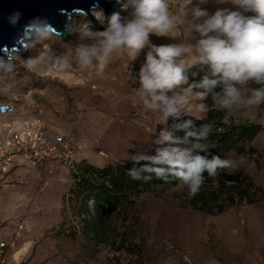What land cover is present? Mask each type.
Returning a JSON list of instances; mask_svg holds the SVG:
<instances>
[{
	"label": "rangeland",
	"instance_id": "rangeland-1",
	"mask_svg": "<svg viewBox=\"0 0 264 264\" xmlns=\"http://www.w3.org/2000/svg\"><path fill=\"white\" fill-rule=\"evenodd\" d=\"M169 3L175 15H183L184 9L178 0H169ZM197 3L199 0H192L188 7ZM112 6L115 13L119 5ZM201 6L214 12L229 5L207 0ZM89 13L94 20L92 10ZM119 13L126 14L122 10ZM74 15H78L73 16L75 21L86 22L93 30L107 26L106 20L103 26H95L89 15ZM50 34L48 39L33 42L19 54L15 72L8 80L0 81V98L16 96L22 104L34 94L51 116L61 123H69V132H88L92 141L84 151L86 161L94 167L99 166L98 162L100 167L127 163L141 151L150 150L152 133L163 127L160 125L163 117L159 112L145 110L135 95L139 86L137 73L147 49L133 61L125 53L117 52L104 72L97 74L95 69L81 68L75 61L73 48L78 42L75 34L67 32L60 38L53 32ZM193 37L198 39L190 32L189 17L168 37L150 35V41L156 45L194 44ZM28 39L32 40V34L25 42ZM41 56L45 59L37 70L30 71L24 66L27 59ZM61 56L69 59L70 67L61 68L56 64V58ZM204 68L209 72L207 67L201 66L189 69V83L198 82L206 75ZM253 87L256 85L242 88V93L247 95ZM204 103L211 106V97ZM196 116L205 117V113L193 111L191 117ZM225 116L216 133L230 130L232 138V128L238 126L257 124L260 129L245 146L248 154L249 148L257 152L248 158H232L252 182L250 189L240 185L243 192L234 193L231 198L227 187L205 181L198 192L207 199L212 190L221 191L220 212L207 213L192 206L193 196L178 181L175 185L158 184L144 190L129 188L116 192L119 200L116 208L99 216L94 207L97 201L92 199L97 190L85 191L90 198L85 201L87 208L83 207L80 195L77 197L73 189L77 187L72 172L64 166L49 170L48 164L46 169L40 168L42 164L19 168L17 172L22 181L15 186L20 191L16 195L5 193L3 196L7 198L0 201V210L5 213L9 204L27 195L22 210L29 217V232L16 243L15 249L27 246L19 263L264 264V108H250L237 102ZM0 131L4 133L5 129L0 127ZM241 144L235 140L219 157L228 159L235 145ZM43 182L46 184L42 185ZM196 204L204 208L202 202ZM3 218L1 214L0 224ZM10 253L11 250L8 255Z\"/></svg>",
	"mask_w": 264,
	"mask_h": 264
},
{
	"label": "clouds",
	"instance_id": "clouds-1",
	"mask_svg": "<svg viewBox=\"0 0 264 264\" xmlns=\"http://www.w3.org/2000/svg\"><path fill=\"white\" fill-rule=\"evenodd\" d=\"M178 2L184 9L182 16L173 13L169 0H122L121 8L126 14L113 13L103 30L72 21L65 31L77 37L75 61L81 68L95 69L97 74L104 72L115 53L123 52L133 61L147 49L137 73L139 86L135 95L145 110L162 115L163 127L152 133L153 147L133 158L132 163L138 167L129 169L128 174L133 180L148 181L153 175L166 182L172 178L195 196L205 173L215 177L218 170L233 168L235 163L211 154L205 142L215 125L205 122L197 126L195 121L204 117L189 118L192 112H227L237 102L264 108V0H218L229 6L214 12L201 6L207 0H199L192 7H188L192 0ZM92 14L103 22V13L96 6ZM189 17L190 32L198 36L193 37L194 44L151 43L150 35L168 37ZM18 21L19 13H12L9 22L14 26ZM49 26L46 18L30 21L26 28L31 29V42L48 39ZM44 59L29 58L24 66L35 71ZM56 64L70 67L64 56L57 57ZM196 66L207 67L209 72L198 82L189 83V69ZM15 68V57L0 58V81L8 80ZM250 84L256 87L244 95L242 88ZM209 97L211 106L204 103ZM227 119L226 115L225 122Z\"/></svg>",
	"mask_w": 264,
	"mask_h": 264
},
{
	"label": "trees",
	"instance_id": "trees-1",
	"mask_svg": "<svg viewBox=\"0 0 264 264\" xmlns=\"http://www.w3.org/2000/svg\"><path fill=\"white\" fill-rule=\"evenodd\" d=\"M205 70L206 68H204V71ZM205 74H208V72L205 71ZM225 114V111L210 110L205 113V117L203 120L195 121L197 126L205 122H213L215 125L213 133L205 142L211 154L219 156L221 151L226 150L229 147L230 143H235V140L236 142H241L242 144L238 147L235 145L234 151H232V154L230 156L228 155V159L232 160V158L237 159L239 157L248 158L250 154L252 155L256 153V149L249 148L251 152H249L250 154H248L245 146L259 132L260 127L257 124H250L249 126L243 125L238 126L237 128H232V138H230V133H228V131L230 130H225L222 133H216V129L223 124L222 119ZM189 118L192 117L190 116ZM170 124L171 121H169V125ZM203 154L207 155L208 153L205 152ZM133 167H138V165H134L132 161L127 163L105 164V166L103 167H94L92 164H89L86 159H80L75 164L74 172H72L71 174L72 179L74 180V184L77 187L73 188L75 189L74 192L77 197H79L80 195V201L83 203V207L87 208L85 201L87 200V198H90V194L89 192L85 194V191H91V189L97 190L95 194H93L92 199L94 201H97L94 207L96 209V212H99L98 215L101 216L116 208V203L119 201L116 192H121L124 189L129 188H133L134 190L137 188H142L144 190L151 185H175L178 182L177 180L172 178H169V180L166 182L162 179L156 178L154 175L152 179L148 181L133 180L128 174V170ZM204 176V183L205 181H212L217 184V186L227 187L229 193L228 196L231 198L233 197L234 193L241 194L243 192L240 189V185H244L249 189L252 186V182L244 174V171L236 165L233 168L218 170V174L215 177H209L207 173H205ZM98 183L101 184L99 185ZM212 191L213 192L208 194V200L203 194L197 193L192 197V206H196L197 209L205 210V212L207 213L220 212L222 208L221 204L218 203V200L220 199L221 191L215 189ZM198 202H202V204L204 205L203 209L201 206H197L196 203Z\"/></svg>",
	"mask_w": 264,
	"mask_h": 264
},
{
	"label": "built area",
	"instance_id": "built-area-1",
	"mask_svg": "<svg viewBox=\"0 0 264 264\" xmlns=\"http://www.w3.org/2000/svg\"><path fill=\"white\" fill-rule=\"evenodd\" d=\"M18 102L16 96L0 98V109H2L0 120L4 121L14 115ZM41 119L42 117L37 115L31 121L22 122L18 128H12L10 123L3 124L9 130V134L0 140V190L10 170L18 165L35 167L47 163L48 170L56 166H64L74 172L75 164L80 159H87L82 146L76 140L75 135L79 132L65 135L42 128ZM40 189L41 187H38L37 191ZM26 198L27 195L23 194L18 200L9 204L1 220L4 224H0V264H10L9 251H12L24 233L29 232V217L27 212L22 210Z\"/></svg>",
	"mask_w": 264,
	"mask_h": 264
},
{
	"label": "water",
	"instance_id": "water-1",
	"mask_svg": "<svg viewBox=\"0 0 264 264\" xmlns=\"http://www.w3.org/2000/svg\"><path fill=\"white\" fill-rule=\"evenodd\" d=\"M109 4L117 5L113 0H0V58L9 57L13 50L21 52L31 34V29L26 26L34 18H46L50 25L46 31L63 36L65 25L73 13L85 12L90 16L93 6H102L105 13L113 12L114 6ZM14 12L19 13V21L13 26L9 17ZM90 20L98 26L91 16Z\"/></svg>",
	"mask_w": 264,
	"mask_h": 264
},
{
	"label": "crops",
	"instance_id": "crops-1",
	"mask_svg": "<svg viewBox=\"0 0 264 264\" xmlns=\"http://www.w3.org/2000/svg\"><path fill=\"white\" fill-rule=\"evenodd\" d=\"M30 95H31V99L25 100V102L22 104L21 103L18 104L17 109H16V113L14 115L8 117L4 121H1L2 125L0 127H1V129L2 128L5 129V132L0 133V140H3L4 138H6L9 134V130L3 125L4 123H10L12 128H18V127H20L22 122L31 121L37 115H40L42 117L41 123H40L42 128H50L51 130H54L60 134H65V135L71 133V132H69L70 129H69V123L68 122H67L68 124L67 123H61V121L58 120L56 117L51 116L50 113H48V110L45 109L44 107H42L43 105L40 104V101L37 100V97L34 94H30ZM27 97H29V94H27ZM7 98H10V96H8ZM75 136H76L77 142L80 143L83 150L86 148V146L91 145L90 142L92 141V136L88 132L86 133V132L82 131V132H79ZM84 153H85V151H84ZM96 164L99 166L101 165V164H99V162ZM24 166L25 165H18L16 167H13L10 170V172L6 176L5 182L2 185L1 190H0V201L4 200L5 197L3 195L5 193L11 194V192H13L15 195L18 194L17 192H19L20 190H19V188L17 189V187L15 186V183L21 182L22 178H20V174H19V172H17V170H19V168H21V169L24 168ZM42 166L43 167H40V168L46 169L47 163H44ZM13 171H15V174ZM11 173H13L14 176L9 178V175ZM21 174H22V171H21ZM26 201H27V198H26ZM1 214H4V213H2V211L0 210V215ZM26 243L27 242H25L23 244H26ZM23 247H24V245H23Z\"/></svg>",
	"mask_w": 264,
	"mask_h": 264
},
{
	"label": "bare ground",
	"instance_id": "bare-ground-1",
	"mask_svg": "<svg viewBox=\"0 0 264 264\" xmlns=\"http://www.w3.org/2000/svg\"><path fill=\"white\" fill-rule=\"evenodd\" d=\"M106 1H112V0H106ZM114 3H117L119 6H118V8H116V11H115V13H119V11L120 10H122V8H121V3H122V0H113V4ZM109 6H112V5H110L109 4ZM97 8H99V11H102V13H103V17H104V19H103V21L104 20H106V21H108V18L113 14V12L111 13V14H109L110 12H107V13H104L103 12V8H102V6H100V7H97ZM92 10V9H91ZM90 14V13H89ZM79 15V14H78ZM78 15H74V13L71 15V16H69V20H68V22H67V24H69V23H71L72 21H75V19L73 18V16H78ZM81 18L83 17V16H81V14L79 15ZM72 17V18H71ZM94 21H96L97 22V24H98V26H103V23L100 21V20H98L96 17L94 18ZM66 24V25H67ZM65 25V26H66ZM48 33H50L51 31H47ZM52 33V32H51ZM65 33L67 34V31H65ZM55 36H58V35H55ZM60 37H62V36H59V38ZM32 40L31 39H28V41H26L25 42V46H24V48L21 50V52L23 51L24 52V50H25V48H27V46L28 45H30V44H32L33 42H31ZM21 52L20 51H15V50H13V51H11L10 52V56L9 57H7V58H3V59H5V60H7L8 58H10V57H15V58H17V57H20L19 56V54H21ZM22 52V53H23ZM26 246V245H25ZM25 246L23 247V248H21V249H15V247L13 248V250L11 251V258H10V264H14V263H17V262H19L20 261V259H21V255H23L24 253H25V251H26V248H25ZM27 247V246H26ZM9 254V255H10ZM14 256H16L15 258H14Z\"/></svg>",
	"mask_w": 264,
	"mask_h": 264
}]
</instances>
